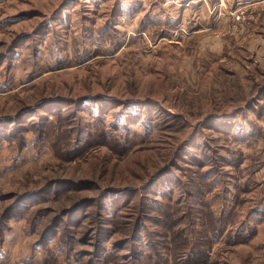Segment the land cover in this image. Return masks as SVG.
Listing matches in <instances>:
<instances>
[{
	"label": "rangeland",
	"instance_id": "374dc122",
	"mask_svg": "<svg viewBox=\"0 0 264 264\" xmlns=\"http://www.w3.org/2000/svg\"><path fill=\"white\" fill-rule=\"evenodd\" d=\"M197 3L0 0V264H264V0Z\"/></svg>",
	"mask_w": 264,
	"mask_h": 264
},
{
	"label": "crops",
	"instance_id": "0c3cea01",
	"mask_svg": "<svg viewBox=\"0 0 264 264\" xmlns=\"http://www.w3.org/2000/svg\"><path fill=\"white\" fill-rule=\"evenodd\" d=\"M197 1V5H195V9L198 11L199 9L205 10L207 8L208 12L213 13L215 11V16L213 17V25L212 28L220 27V25L223 23L224 26L230 27L229 23L233 24L232 28H241L239 31L243 33L242 29L246 28V23L244 21H236L235 17L231 14L232 13V8L234 7V3L232 4V0H215L213 1L212 6L208 3V1L204 0H194ZM216 1H218L216 3ZM261 0H238L237 7L234 11L238 10H245L246 13L249 12L248 19L254 18L257 15H259V2ZM203 2V3H200ZM200 3V4H199ZM263 3V2H262ZM163 5V4H162ZM231 8L229 11L228 8ZM229 8V9H230ZM223 9V10H222ZM219 11V15L217 12ZM244 23V24H243ZM231 28V27H230ZM225 39H223L224 41Z\"/></svg>",
	"mask_w": 264,
	"mask_h": 264
},
{
	"label": "built area",
	"instance_id": "2783aa9c",
	"mask_svg": "<svg viewBox=\"0 0 264 264\" xmlns=\"http://www.w3.org/2000/svg\"><path fill=\"white\" fill-rule=\"evenodd\" d=\"M189 0H162V4L164 7H183L187 6V2ZM236 21H241L246 14L245 10H238L231 13Z\"/></svg>",
	"mask_w": 264,
	"mask_h": 264
},
{
	"label": "trees",
	"instance_id": "16d2710c",
	"mask_svg": "<svg viewBox=\"0 0 264 264\" xmlns=\"http://www.w3.org/2000/svg\"><path fill=\"white\" fill-rule=\"evenodd\" d=\"M0 232H1V229H0ZM53 237H54V234L51 233V235L48 238L44 239V241L47 242L48 240L54 239Z\"/></svg>",
	"mask_w": 264,
	"mask_h": 264
}]
</instances>
